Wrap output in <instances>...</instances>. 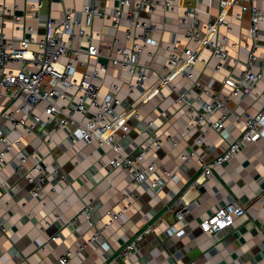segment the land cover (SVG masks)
I'll use <instances>...</instances> for the list:
<instances>
[{
  "label": "crops",
  "instance_id": "obj_1",
  "mask_svg": "<svg viewBox=\"0 0 264 264\" xmlns=\"http://www.w3.org/2000/svg\"><path fill=\"white\" fill-rule=\"evenodd\" d=\"M3 1L11 7L15 4V13L28 16L27 23L36 28L38 37L53 28L50 19L59 21L64 17V4L77 8V18L87 23L82 11L85 0H42L44 5L37 16L31 6L39 0H0V3ZM99 1L108 6V11H112L116 4V0ZM177 2L175 13L158 11L150 17L158 23L160 30L155 34L158 46H152L142 58L150 65L149 88L157 79L156 71L166 72L170 45L195 46V42H189L184 34L185 26L179 24L188 0ZM255 2L261 8L264 6V0ZM198 5L203 22L215 20L219 13L217 0H198ZM238 11L240 8L236 6L227 15L234 27L229 42H237L238 47L230 49L222 70H215L219 59L205 49L194 68L197 85L186 76L174 78L176 89L186 91L195 108L209 100L200 86L224 97L231 89L225 84V78L230 76L236 80L242 73L248 58L246 45L251 43L250 16L245 13L242 19H238L235 16ZM141 14L148 17L145 12ZM92 25L95 30L103 31L101 40L94 42L104 54L108 53L115 34L125 42V28L115 31L109 18L97 16ZM2 30L14 38L24 35L15 27L11 13L0 17ZM259 41L261 45L256 49L254 72L264 71V21L260 23ZM81 57L90 60V68L95 64H107L108 74L104 78L102 94L107 92L111 82L123 86L119 92L123 98L119 111H124L140 98V92L134 96L127 92V82L132 77L129 72L122 71L103 57L91 58L86 53ZM75 63L78 74L86 70ZM243 87L251 88V83L245 82ZM163 92L165 98L155 94L143 102L140 116L130 118L129 131L119 132L124 152L136 156L146 143L142 130L148 128L150 120L154 121L151 130L159 134L162 146L152 145L149 156L157 159L156 172L165 179L158 194L146 183H135L128 171L110 165L109 160L114 155L112 149L79 140L74 134L77 125H71L68 130H56V120L39 124L26 135L23 153L30 155L38 149L28 165L41 159L45 164L58 165V171L49 175L40 197L33 195L34 185L28 181L25 172L16 171L15 164L8 163L0 172V182L5 180L9 186L8 191L0 188V264H61L60 259L68 251L72 253L69 264H104L126 241L140 235L150 225L155 229L140 238V253L132 255L123 264H264V136L243 146L233 158L213 168L199 182L195 181L201 174L198 156L210 161L222 154L243 129L238 118L262 108L264 72L257 83L260 97L255 98L254 91L230 96L227 105L233 112L226 119L224 128L210 130L201 145L195 144L201 135L200 126L190 127L186 106L176 101V93L170 88H163ZM220 114L216 111L210 119H216ZM50 136L54 140L47 143ZM190 146L197 154L184 162L181 154ZM165 169L177 175V179L166 174ZM154 176L156 173L151 174L150 179ZM181 195H185L188 203L183 221L178 220L176 210L169 207ZM233 199L247 209V214L219 233L204 234L200 222ZM88 204L93 206L90 214L85 211ZM108 210L121 211L122 214L105 227L111 219ZM99 229H102L101 240L91 241ZM174 229L183 230L182 235H172L170 231Z\"/></svg>",
  "mask_w": 264,
  "mask_h": 264
},
{
  "label": "built area",
  "instance_id": "obj_2",
  "mask_svg": "<svg viewBox=\"0 0 264 264\" xmlns=\"http://www.w3.org/2000/svg\"><path fill=\"white\" fill-rule=\"evenodd\" d=\"M217 1V17L215 20L203 22L198 0H188L184 13L179 17V24L185 26L184 34L189 42H195V46L181 47L178 43L170 45L166 72L156 71L157 79L151 88L148 85L150 65L143 62L142 58L148 49L158 46L155 34L160 27L150 17L158 11L164 14L175 13L178 9L177 0H116L112 11H108V6L99 0H85L82 11L87 23L77 18V8L64 4V17L59 21L50 19L49 23L53 24V28L42 37L36 36V28L27 23L28 16L25 13H15V4L11 7L5 1L1 2L0 17L11 13L15 27L24 35L14 38L4 30L0 31V172L8 163L15 164L16 171L25 172L28 181L34 185L33 195L40 197L49 175L58 171V165L55 167L45 164L41 159H36L28 165L30 157H35L38 149L28 155L23 153L22 148L26 135L31 134L36 126L57 120L56 130H68L71 125H77L74 134L79 140L112 149L114 155L109 160L110 165L128 171L135 183H146L158 194L165 185V179L156 172V167L159 166L157 159L149 156L152 145L162 146L159 134L151 130L154 121L150 120L148 128L142 130L146 143L141 146L136 156L124 152L119 137L120 131H129L130 118L140 116L143 102L155 94L165 98L163 88H170L176 93V101L186 106L185 113L189 116L190 127L200 126L201 135L195 140V144L201 145L210 130L220 131L224 128L226 119L233 112L227 105L230 96L251 91H254L255 98L261 95L257 92V83L264 71L254 72L252 68L257 58L256 49L261 45L259 33L260 23L264 21V6L259 7L255 0ZM43 5L42 0L32 4L35 16L39 15ZM236 6L240 8L235 14L236 18L242 19L245 13L250 16L248 29L251 43L246 45L248 58L243 64L242 73L236 80L230 76L225 78V84L231 89L224 97H220L208 87L200 86L209 96V100L195 108L189 101L188 93L176 89L174 78L186 76L197 85L194 68L201 61V52L205 49L210 50L219 59L215 70H222L224 61L230 56V49L238 47L237 42H229V35L234 27L227 19L228 13ZM142 12L147 13L148 17H144ZM97 16L109 18L115 31L125 28V42L115 34L107 54L94 42L101 40L103 35L102 30H95L92 25ZM82 53L91 58H106L122 71L129 72L132 77L127 82V92L131 96L140 92L141 96L137 102L128 105L124 111H119L118 107L123 104L119 92L123 86L111 82L107 92L102 94L104 78L108 74L107 64H95L90 68V60H83ZM238 61L236 58V62ZM75 62L86 70L78 74ZM245 82H250L251 88L243 87ZM216 111H220V116L211 120L210 116ZM238 119L242 122L243 129L222 154L210 161L201 155L198 156L201 174L196 182L210 174L216 166L233 158L243 146L264 136V103L256 113ZM53 140L50 136L46 142L52 143ZM196 154L197 151L190 146L182 152V160L188 162ZM164 171L177 179V175L171 174L167 169ZM153 173H156V176L150 179ZM0 188L9 190L5 180L0 182ZM92 207V204H88L85 211L90 214ZM169 207L176 210L178 220L185 219L188 211L185 195L176 198ZM107 213L111 219L105 227L113 224L122 214L121 211L112 210ZM246 214L247 209L238 200L233 199L207 214L200 222V227L204 234L219 233L234 225ZM154 229L155 226L150 225L140 235L126 241L119 252L104 264H123V261L130 259L132 255L139 254L140 238ZM170 232L180 237L183 230L174 229ZM101 237L102 229H99L91 241H100ZM71 254L68 251L60 259V263L69 264Z\"/></svg>",
  "mask_w": 264,
  "mask_h": 264
}]
</instances>
